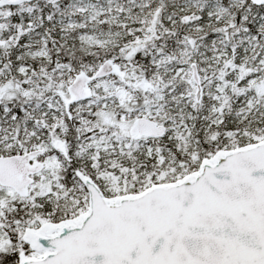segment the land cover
<instances>
[{"label":"snow or ice","instance_id":"obj_1","mask_svg":"<svg viewBox=\"0 0 264 264\" xmlns=\"http://www.w3.org/2000/svg\"><path fill=\"white\" fill-rule=\"evenodd\" d=\"M0 264H264V0H0Z\"/></svg>","mask_w":264,"mask_h":264}]
</instances>
